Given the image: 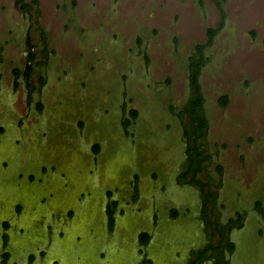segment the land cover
<instances>
[{"label": "rangeland", "instance_id": "obj_1", "mask_svg": "<svg viewBox=\"0 0 264 264\" xmlns=\"http://www.w3.org/2000/svg\"><path fill=\"white\" fill-rule=\"evenodd\" d=\"M0 264H264V0H0Z\"/></svg>", "mask_w": 264, "mask_h": 264}, {"label": "trees", "instance_id": "obj_2", "mask_svg": "<svg viewBox=\"0 0 264 264\" xmlns=\"http://www.w3.org/2000/svg\"><path fill=\"white\" fill-rule=\"evenodd\" d=\"M19 1H23V0H19ZM38 0H35V2H37ZM26 7V6H25ZM34 58V56L32 57ZM32 71V67L30 66L28 69V73H30ZM204 104V97L202 95V93L200 92L198 86H196L195 89V93H194V98L192 99L190 105H189V111H190V129L191 131H188V134L191 137H195V140H198L204 132V129L206 128V120H204L201 117V110ZM39 106H42V103H39ZM127 114L122 117V121H123V126L124 128L129 131V128L131 127V125L133 124L134 120L137 119L138 117V111L135 109H126V111H128ZM80 125L82 127L85 126V122L81 121ZM93 150L96 154H99L101 152V143L100 142H96L93 146ZM192 152L194 153V156L191 155V158L189 160V163L187 165V169H186V173L190 174V173H194L197 174V172L200 171L201 169V164L204 160V157H201L202 153L199 151L198 146L195 145V147L192 149ZM263 204L262 201L258 202V206H261ZM21 208V207H19ZM109 211L111 212L110 214H112L113 210L111 209V207H109ZM112 221H113V215L111 216ZM140 241L143 245H146L149 243L150 241V233H148L147 231H142L140 234ZM233 246V245H232ZM206 251L202 252L200 254V261L203 260L204 257H206Z\"/></svg>", "mask_w": 264, "mask_h": 264}, {"label": "water", "instance_id": "obj_3", "mask_svg": "<svg viewBox=\"0 0 264 264\" xmlns=\"http://www.w3.org/2000/svg\"><path fill=\"white\" fill-rule=\"evenodd\" d=\"M99 174L101 175V172Z\"/></svg>", "mask_w": 264, "mask_h": 264}]
</instances>
